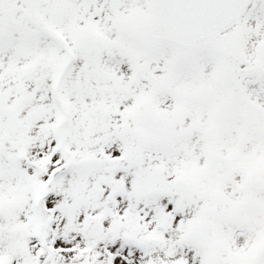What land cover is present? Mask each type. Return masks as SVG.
I'll return each mask as SVG.
<instances>
[{"label":"snow or ice","instance_id":"snow-or-ice-1","mask_svg":"<svg viewBox=\"0 0 264 264\" xmlns=\"http://www.w3.org/2000/svg\"><path fill=\"white\" fill-rule=\"evenodd\" d=\"M0 264H264V0H0Z\"/></svg>","mask_w":264,"mask_h":264}]
</instances>
